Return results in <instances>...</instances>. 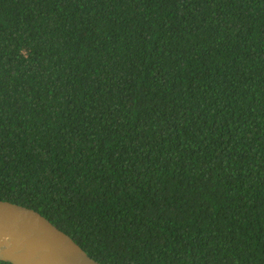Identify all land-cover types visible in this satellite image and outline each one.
<instances>
[{
  "label": "trees",
  "instance_id": "16d2710c",
  "mask_svg": "<svg viewBox=\"0 0 264 264\" xmlns=\"http://www.w3.org/2000/svg\"><path fill=\"white\" fill-rule=\"evenodd\" d=\"M0 201L102 264H264V0H0Z\"/></svg>",
  "mask_w": 264,
  "mask_h": 264
},
{
  "label": "water",
  "instance_id": "95a60500",
  "mask_svg": "<svg viewBox=\"0 0 264 264\" xmlns=\"http://www.w3.org/2000/svg\"><path fill=\"white\" fill-rule=\"evenodd\" d=\"M0 260L11 264H102L39 212L0 201Z\"/></svg>",
  "mask_w": 264,
  "mask_h": 264
}]
</instances>
